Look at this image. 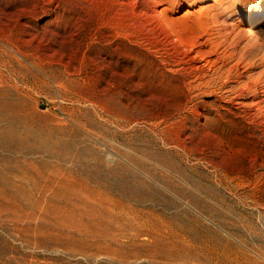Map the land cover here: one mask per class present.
Instances as JSON below:
<instances>
[{"label": "rangeland", "instance_id": "1", "mask_svg": "<svg viewBox=\"0 0 264 264\" xmlns=\"http://www.w3.org/2000/svg\"><path fill=\"white\" fill-rule=\"evenodd\" d=\"M262 6L0 0V264H264Z\"/></svg>", "mask_w": 264, "mask_h": 264}, {"label": "bare ground", "instance_id": "2", "mask_svg": "<svg viewBox=\"0 0 264 264\" xmlns=\"http://www.w3.org/2000/svg\"><path fill=\"white\" fill-rule=\"evenodd\" d=\"M19 16V15H18ZM16 17V16H15ZM255 22H253V28H252V30H250V32H249V35L251 36V35H253L254 34V28L256 27V26H258V25H262V21H263V19H264V7L262 6V7H260L259 8V10H258V12L256 13V15H255ZM10 20V19H9ZM16 21H17V19H15ZM19 20V19H18ZM12 21V20H11ZM18 22V21H17ZM8 24V23H7ZM2 25V24H1ZM5 25V24H4ZM6 26V25H5ZM22 28H28V29H30V28H32V26L29 24V23H24L23 25L22 24H17L16 26H14V27H11L10 25H8V26H6V27H3L2 29H1V34H3L4 35V33H6V31H11V34H10V40H11V43L13 42L14 44L13 45H15L18 49H21V48H26L27 46H26V44L28 43V42H26L27 40L25 39V40H23V38H20V37H17L16 36V34L14 33V32H21V30H22ZM7 37V36H6ZM1 41V40H0ZM7 42H9L8 40H7ZM30 42V41H29ZM6 43V42H5ZM31 46V45H30ZM37 49V48H36ZM38 51V50H37ZM45 54V53H44ZM23 55V54H22ZM42 56L40 55H38V59H40ZM41 60V59H40ZM44 235V234H43Z\"/></svg>", "mask_w": 264, "mask_h": 264}]
</instances>
